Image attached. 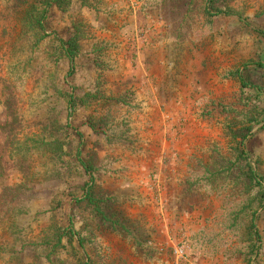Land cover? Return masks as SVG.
Returning <instances> with one entry per match:
<instances>
[{"label": "rangeland", "instance_id": "obj_1", "mask_svg": "<svg viewBox=\"0 0 264 264\" xmlns=\"http://www.w3.org/2000/svg\"><path fill=\"white\" fill-rule=\"evenodd\" d=\"M205 1L0 0V264H264V0Z\"/></svg>", "mask_w": 264, "mask_h": 264}, {"label": "trees", "instance_id": "obj_2", "mask_svg": "<svg viewBox=\"0 0 264 264\" xmlns=\"http://www.w3.org/2000/svg\"><path fill=\"white\" fill-rule=\"evenodd\" d=\"M58 3H61L62 0H55ZM220 0H206L204 4V9L206 11H211L214 15L218 16H232L231 10H233L230 7H225L224 9H221L220 7ZM237 15V13H234ZM239 18V17H238ZM34 17L29 15L28 20H33ZM35 21V31L40 30V24L37 20ZM61 45L63 47V54L67 56L68 58H72L75 55L76 52V47L74 43L70 42H61ZM254 68H264V64L262 63H255L253 64ZM245 68L246 66H242ZM240 72L238 70L235 71L236 78L240 84V86L244 87V81L241 75L239 74ZM67 103L70 104L71 109L73 110L75 108V102L74 99L71 101H68ZM52 123H50V127H52ZM245 142H246V136H243L237 143V160H242L245 165H247V171L244 173V179L247 182V187L250 184H253V188H257L256 193L254 196H252V205L248 207L246 206L249 210V217H248V222L244 226V233L247 234V236L257 240L258 239V234L256 231L255 227V222L257 221L258 218V211H261L264 209V177L259 175L256 171H253L252 168L248 165V158L247 154L245 152ZM36 142H33L32 150L37 151L39 147L36 145ZM51 145V143L49 144ZM50 158H53L52 156ZM84 172H89V169H86V167L83 169ZM92 181V179H91ZM93 184V183H92ZM92 184L88 187L87 195L86 198L90 199V195L92 192ZM243 189H246L243 188ZM72 223L68 222V226L66 227H58L55 223H49L48 225H44L39 232L37 233L39 238H35V240H27L26 243L22 242L20 245V249L25 246V247H44L45 249L49 250H55L56 248L58 250H63L65 248V245H70V242L72 240ZM41 235V236H40ZM254 240V241H255ZM15 242V241H14ZM259 243L254 244L251 243L250 245V253L251 256H257L259 252ZM16 246V245H14ZM15 247H13L14 249Z\"/></svg>", "mask_w": 264, "mask_h": 264}]
</instances>
